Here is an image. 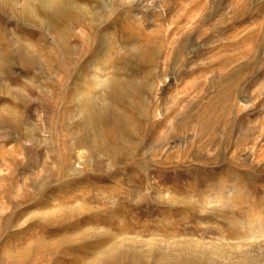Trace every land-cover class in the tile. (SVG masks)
Returning <instances> with one entry per match:
<instances>
[{
    "label": "rangeland",
    "instance_id": "obj_1",
    "mask_svg": "<svg viewBox=\"0 0 264 264\" xmlns=\"http://www.w3.org/2000/svg\"><path fill=\"white\" fill-rule=\"evenodd\" d=\"M0 264H264V0H0Z\"/></svg>",
    "mask_w": 264,
    "mask_h": 264
}]
</instances>
